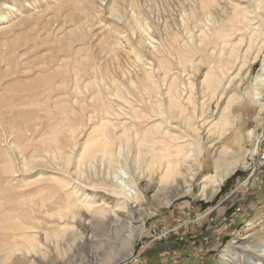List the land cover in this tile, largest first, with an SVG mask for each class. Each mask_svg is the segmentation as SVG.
Returning a JSON list of instances; mask_svg holds the SVG:
<instances>
[{
    "label": "bare ground",
    "instance_id": "obj_1",
    "mask_svg": "<svg viewBox=\"0 0 264 264\" xmlns=\"http://www.w3.org/2000/svg\"><path fill=\"white\" fill-rule=\"evenodd\" d=\"M2 3L10 6L5 1ZM200 5L208 18L212 14L223 16L214 28L216 17L209 20V35L199 29V42L194 44L203 53L200 60L208 65L207 72L201 75L204 76L200 85L201 102L197 101L192 89L184 104L174 77L162 90L157 77L148 70L138 84L120 83L111 73L112 69L104 66L120 47L117 41L109 45L107 61L102 63L92 49L63 48L68 55L75 53L81 57L69 69L72 75L68 69L62 73L61 85L50 83L46 102L60 107L71 136L57 146L50 159L35 154L39 153L35 146L28 161L21 160L22 168L42 167L46 168L44 173L50 175L46 184L30 191L40 197L32 199V211L24 218L28 220L11 225L13 231L3 235L7 252H0V264H12L14 258L15 264H76L72 258L77 248L85 243L94 246L95 232L102 236L127 234L128 240H124L122 246V251L128 252L127 259L134 252L145 220L156 211L155 207H150V212L143 213L142 198L148 199L147 204L166 206L170 199L194 194L197 182L201 194L207 198L220 192L221 185L233 174L239 160L234 156V148L226 145L216 148L223 136L211 138L212 127L228 126L233 112L229 110L237 102L245 111L259 109V117L254 121L257 128L263 125L260 115L264 113V15L260 20L258 13L264 0H223L222 3L201 0ZM212 5L213 10H210ZM111 14L116 13L111 11ZM191 17L193 19V15ZM140 24L136 18H130L124 27L134 30ZM179 29L190 33L185 22ZM75 32L71 30L69 34L74 36ZM245 38L247 41L243 44ZM254 38L258 41L256 47H252ZM183 44L176 55L182 65L193 64L191 55L196 49H182ZM201 45L203 48H199ZM260 57L259 72L244 92L240 91L237 79ZM161 60L156 59L159 70L164 68ZM164 71L163 83L168 70ZM11 86L5 88L7 98L13 95L9 91ZM37 87L33 82L29 88L33 99L39 94ZM204 93L207 96H203ZM16 96H13L15 101L21 99ZM212 103L220 110L217 118L209 109ZM236 118L242 120V114H237ZM201 131H206V146H203L204 139L199 137ZM256 131L247 133L248 139L255 143ZM241 140L238 134L228 139L233 144ZM206 170L213 172L206 175ZM53 181L57 183L55 186ZM9 187V178H0V191ZM151 193L154 195L150 196ZM159 200L165 201L158 205ZM0 214H4L3 208ZM9 225L6 222L5 226ZM102 241L110 242L108 237ZM254 247L263 252L261 244ZM241 249L247 251L250 246L244 243ZM116 255L113 253L108 258ZM224 257L223 264L261 262L255 253L246 254L245 258L236 249L228 250Z\"/></svg>",
    "mask_w": 264,
    "mask_h": 264
},
{
    "label": "rangeland",
    "instance_id": "obj_2",
    "mask_svg": "<svg viewBox=\"0 0 264 264\" xmlns=\"http://www.w3.org/2000/svg\"><path fill=\"white\" fill-rule=\"evenodd\" d=\"M2 1L10 6L4 5ZM200 1L0 0V178L8 177L10 186L0 191V212L2 208L4 211L3 215L0 214V252H7L3 235L13 231L11 225L22 224L28 220L24 218L32 211V199L40 197L32 195L30 191L35 186L46 184L50 175L44 173L46 168L34 170L29 166L27 169L22 168L21 160L28 161L35 146L40 153L35 154L50 159L57 146L71 136L67 127L68 122L61 116L60 107H54L53 104L46 102V91L50 83L61 85L62 73L72 69L76 59L79 60L81 57V54L75 53L68 55L63 48L71 46L76 50L92 49V53L99 56L101 58L99 62L102 63L107 61L106 52L109 45L117 41L121 43L120 47L104 66L112 69L111 73L120 83L138 84L148 70L157 77L155 79H158L160 87L162 85V90H165L174 77L180 99L184 104H187L192 89L197 101L201 102L200 85L204 77L201 75L207 72L208 65L200 60L199 56L203 53L195 48L194 44L199 42L198 35L201 33H198L199 29H204L206 35L210 34L209 20L213 21L217 15L212 14L210 18L204 15ZM217 1L222 3L223 0ZM213 7L212 5L209 9L213 10ZM111 11L116 14L112 15ZM263 15L264 5L258 13V18L261 20ZM222 17L215 18L213 28ZM130 18H136L141 22L134 30L124 27L126 20ZM183 22L189 27V34L179 29ZM71 30L76 31L74 36L69 34ZM246 41L245 38L243 44ZM257 43L254 38L252 47H256ZM182 44L184 45L182 49H196L193 51L195 54L191 55L193 64L180 63L176 51L181 49ZM156 59H162L163 69H158ZM261 63L260 57L244 69L236 83L237 85L240 83V91L244 92L243 90L251 84L261 68ZM165 69L168 71L163 83L161 78L166 74ZM69 72L72 75V70ZM33 82L37 84L39 92L35 99L31 98L29 89ZM8 86L12 87L9 90L13 94L10 95L11 98H7L8 92L5 91ZM15 94L21 99L15 101L13 98ZM203 96L207 94L204 93ZM262 100L264 103V90ZM240 104L237 102L231 106L229 111L233 112L228 126L216 125L210 132L211 138L214 139H217L218 135L223 136L216 148L223 145L234 148V156L239 160L238 167L224 181L216 196L210 199L201 194L202 189L197 182L194 194L170 199V204L166 206L159 205L165 200H159V206L156 207L157 204L153 202L147 204L148 199L142 198L143 213L150 212V207H155L156 211L145 220L131 257L126 259L128 252L122 251L123 241L128 240L127 234L111 236L107 233L102 236L95 232L94 246L86 243L80 245L72 258L74 262L152 264L148 258L149 253L161 245L166 244L171 248L172 245L196 242L199 246L207 243L206 245L213 248V251L205 256L208 257L206 261L212 260L211 264H223L226 261L224 255L232 249H236L245 258L246 254L255 253L261 261L260 264H264V113L260 115L262 128H257L254 120L259 117L257 112L259 109L245 111ZM210 106V111L217 118L220 110L215 103ZM240 113L242 120L236 118ZM249 130H257L256 143L248 139ZM234 134L242 137L240 143L233 144L228 141ZM205 135L206 131H201L200 139L203 140ZM205 140L206 137L203 146L207 144ZM46 154L48 155L45 156ZM212 172L208 170L207 174L203 173L209 175ZM51 183L53 186L57 184L56 181ZM5 203L8 204L4 206ZM213 208L216 209L211 212ZM6 222L10 225L5 226ZM219 230L228 234L221 241H217L216 236H213ZM107 237L110 242L103 243L102 239ZM244 243L250 246L247 251L241 249ZM258 244L262 245V253L255 250L254 246ZM113 253L117 255L112 259L108 258ZM12 261V264H15V258Z\"/></svg>",
    "mask_w": 264,
    "mask_h": 264
},
{
    "label": "crops",
    "instance_id": "obj_3",
    "mask_svg": "<svg viewBox=\"0 0 264 264\" xmlns=\"http://www.w3.org/2000/svg\"><path fill=\"white\" fill-rule=\"evenodd\" d=\"M215 209L216 208H213L210 211L213 212ZM219 213L221 214L222 212ZM205 235H206V231H205ZM227 235L228 234H225L223 231L219 230L213 236H216L215 239L217 241H221ZM204 237L205 236L203 233V239H205ZM198 240L200 239L198 238ZM193 243L194 242L192 243L189 242L187 244H182L177 246L172 245L171 248L168 247L166 244H163L161 245V247L156 248L152 253H149L148 258L152 264H180V263L196 264L197 262L199 263L201 262L203 264V262L207 260L206 258H208L205 257L206 254L212 252L213 248L206 245L207 243H204V245L202 246L197 245L196 242L195 244ZM150 261L147 260V262ZM211 263H212L211 259L205 262V264H211Z\"/></svg>",
    "mask_w": 264,
    "mask_h": 264
}]
</instances>
